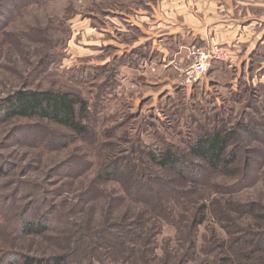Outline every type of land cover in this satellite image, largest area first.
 I'll list each match as a JSON object with an SVG mask.
<instances>
[{"label": "rangeland", "instance_id": "obj_1", "mask_svg": "<svg viewBox=\"0 0 264 264\" xmlns=\"http://www.w3.org/2000/svg\"><path fill=\"white\" fill-rule=\"evenodd\" d=\"M253 1L264 3V0ZM162 2L43 1L25 7L16 17H8V12L2 9L0 99L27 87L73 92L91 104L96 94L101 93L99 86L106 77L103 72L104 75L93 79L91 68L130 53L136 47L134 41L137 45L141 43L139 38L147 30L139 26L143 13L149 11L150 5ZM50 58H54L51 65L40 64ZM252 58L245 74L242 69L240 73L224 61L218 62L211 65L200 83L191 87L179 85V88L165 81L155 62L146 65L149 61L143 60L137 68L123 66L118 77L113 74L118 86L107 100L103 95L98 113L90 105L94 123L88 136L79 137L59 129L62 136L58 140L55 134L32 128L35 122H0V251L31 255L60 252L55 241H49L57 238L55 232L48 236L51 238L39 240L25 239L16 232L21 215L41 206L55 207V219L72 221L91 232L101 229L106 222L132 224L143 218L142 243L132 247L131 258H118L121 264L124 261L126 264H196L205 260L203 264L213 257L227 256L224 248L227 240L237 239L239 234L238 229L231 228V222L238 228L250 226L252 231L263 230V221L256 222L238 210L239 205L247 204L264 207V142L244 132L237 133L240 148L236 151L261 155L255 159L259 165L248 171L250 181L240 182L244 158L238 154L234 165L239 171L237 177L224 176L219 170L197 186L188 179L183 189L189 194L181 198L165 195L161 205L168 213L173 212L168 219L156 215L153 201L147 203L130 193L129 196L124 183L106 182L99 177L112 161L124 164L133 158L137 166L147 165L146 151L163 148L165 140L184 148L201 129L211 130L223 124L233 128L249 118L259 121L264 113V46ZM127 68L137 74L127 73ZM67 164L70 171L59 169ZM125 167L129 169L130 165ZM125 167L123 171L127 170ZM153 169L147 166V170ZM137 172L141 171L137 169ZM165 174L172 179L169 173ZM97 181L98 186H94ZM235 184L239 186L234 188ZM151 187L157 193L161 190L158 186ZM96 196L95 202H88ZM162 196L158 194L159 198ZM115 197L122 200L114 202L107 212L111 198ZM203 205L210 210L205 212L204 224L193 229L194 221L201 219L198 211ZM153 221L157 232L152 228ZM115 260L102 253L95 258V264H118Z\"/></svg>", "mask_w": 264, "mask_h": 264}, {"label": "trees", "instance_id": "obj_2", "mask_svg": "<svg viewBox=\"0 0 264 264\" xmlns=\"http://www.w3.org/2000/svg\"><path fill=\"white\" fill-rule=\"evenodd\" d=\"M43 1L53 0H0V11L4 9L8 12V17H16L25 7ZM147 10H151V6ZM151 53L147 44L140 45L133 47L130 53L116 57L106 64L92 67L90 73H92L93 79L104 74L106 77L99 86L101 93L96 94L91 104L79 94L69 91L21 88L8 97L0 99V122L8 123L13 120L35 122L31 126L32 128L42 129L43 132L48 131V134H55L54 137L58 140L62 136L59 135L60 130H66L79 137L88 136L92 132L91 123H94L91 109L98 113L99 108H102L103 95L107 100L114 87L118 86L117 81L112 78L113 74L118 77L123 66L137 68L143 60L150 61L158 57L157 53ZM53 59L42 61L40 64L43 65L46 62V66H49L53 63ZM103 72L106 73L102 74ZM85 75L89 76L88 73ZM92 76L90 75L91 78ZM107 88H109L108 91ZM249 119L248 122L244 121L233 128H227L223 124V126L214 127L211 130L201 129L195 139L187 142L184 148L174 146L165 140L163 148L154 147L146 151L147 162L145 163L147 165L137 166L133 158H128L124 164L121 161H112L105 166L99 177L106 182L124 183L126 187L124 190L128 194L130 193L133 198L141 199L147 203L153 201L155 204L153 211L156 215L159 218L168 219V216H171L173 212L169 211L168 213V210L161 205V200L165 195L169 198H181L189 194L183 189L188 179H191L197 186L219 170L224 176L237 177L239 171L235 170V164L238 161V154L244 158L242 174H239V178H242L240 182L245 184L246 181H250L247 180L248 171L259 165L255 159L261 155L256 154L255 156V154L250 155V152L243 154L236 151L240 148L237 133L244 132L252 135L255 140L264 142V113L259 121ZM69 165L67 164V167L60 165L59 169L70 171ZM126 165H130L129 169L125 167ZM147 166L154 167L153 171L147 170ZM124 167L127 168L126 171L122 170ZM137 169L141 171V175ZM165 173H169L172 179H169ZM93 184L98 186V181ZM249 184L243 185V188ZM151 186H158L161 190L157 193ZM233 186L235 188L239 184ZM161 193L163 196L159 198L158 194ZM97 197H93L88 202H95ZM118 200H122V198H111L107 212ZM54 209L56 208L52 206L47 208L41 206L25 211L21 215L22 219L17 223L16 232L19 236L25 239L31 238V240L48 239L51 238L48 236L53 234L51 232H55L57 238L49 241H55V246L60 252L31 255L0 251V264H95V258L97 259L102 253L115 258V261L121 264L118 258H131L133 248L142 243L140 240L143 238L142 234L145 228L142 227L144 223H141L143 218H137V221L132 224L106 222L101 229L91 232L86 227L72 221L65 219H60V221L58 217L55 219ZM207 209H209L207 205H203L198 211L201 219L194 221L193 229L204 224ZM233 210L236 211L234 208ZM238 210L256 222H264V207L262 205H239ZM224 217L227 220L226 214ZM230 226L235 230L238 229L239 234L237 239L230 237L227 240V246L224 247L227 256L224 258L213 257L203 264H264V229L252 231L250 226L238 228L233 222ZM152 228L157 232L155 221H153ZM128 251L131 255L128 254ZM204 261L196 264H202ZM124 262L122 264H126Z\"/></svg>", "mask_w": 264, "mask_h": 264}, {"label": "crops", "instance_id": "obj_3", "mask_svg": "<svg viewBox=\"0 0 264 264\" xmlns=\"http://www.w3.org/2000/svg\"><path fill=\"white\" fill-rule=\"evenodd\" d=\"M257 2L164 0L150 5L151 10L143 13L139 21V26L147 30L139 38L141 43L134 41V46L147 44L152 53H157L158 57L146 65H159L160 75L174 88L182 85L180 69L191 64L190 52L196 45L227 46L230 61L225 63L245 74L248 62L264 46V3ZM127 69V73L137 74Z\"/></svg>", "mask_w": 264, "mask_h": 264}, {"label": "built area", "instance_id": "obj_4", "mask_svg": "<svg viewBox=\"0 0 264 264\" xmlns=\"http://www.w3.org/2000/svg\"><path fill=\"white\" fill-rule=\"evenodd\" d=\"M191 64L180 69V83L191 87L200 83L215 62L230 61L227 46L222 44L196 45L190 52Z\"/></svg>", "mask_w": 264, "mask_h": 264}]
</instances>
